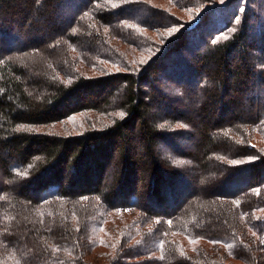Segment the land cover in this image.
I'll return each mask as SVG.
<instances>
[{"label":"trees","instance_id":"obj_1","mask_svg":"<svg viewBox=\"0 0 264 264\" xmlns=\"http://www.w3.org/2000/svg\"><path fill=\"white\" fill-rule=\"evenodd\" d=\"M0 169V264H264V0H0Z\"/></svg>","mask_w":264,"mask_h":264},{"label":"rangeland","instance_id":"obj_2","mask_svg":"<svg viewBox=\"0 0 264 264\" xmlns=\"http://www.w3.org/2000/svg\"><path fill=\"white\" fill-rule=\"evenodd\" d=\"M14 44V43H13ZM41 57H43V55L41 54ZM28 61L30 62V64L32 65H38L41 64L40 62L38 63V57H28ZM46 61V63H48V61H50V58H47V60L41 58V61ZM72 121V120H71ZM70 120L67 121H63L60 123H56L52 126L46 127V129H48L51 132H58V133H75L76 131H74L75 125L71 122ZM38 130H41L40 128H37ZM1 169H0V186L1 184H3V179L1 178ZM1 191V190H0Z\"/></svg>","mask_w":264,"mask_h":264}]
</instances>
